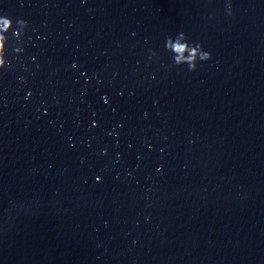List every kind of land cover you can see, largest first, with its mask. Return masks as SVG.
Here are the masks:
<instances>
[{
    "label": "water",
    "instance_id": "95a60500",
    "mask_svg": "<svg viewBox=\"0 0 264 264\" xmlns=\"http://www.w3.org/2000/svg\"><path fill=\"white\" fill-rule=\"evenodd\" d=\"M0 14V264H264V0Z\"/></svg>",
    "mask_w": 264,
    "mask_h": 264
},
{
    "label": "clouds",
    "instance_id": "9594fccd",
    "mask_svg": "<svg viewBox=\"0 0 264 264\" xmlns=\"http://www.w3.org/2000/svg\"><path fill=\"white\" fill-rule=\"evenodd\" d=\"M228 12L231 13V5L229 4ZM13 20L7 15L0 14V66H4L7 58L4 54L5 42L8 39L6 33L12 25ZM17 24L23 26L27 23L23 18L16 21ZM19 30H14L18 32ZM165 47L170 53L173 64H186L189 69H195L198 61H205L211 58V51L205 49L200 41L191 40L183 30L168 35L165 39ZM16 51H21V46L17 45ZM95 123V122H94ZM159 167V166H158ZM99 179V177H97Z\"/></svg>",
    "mask_w": 264,
    "mask_h": 264
}]
</instances>
